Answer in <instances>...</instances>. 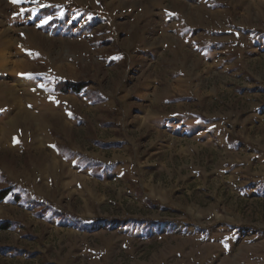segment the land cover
<instances>
[{"label":"rangeland","instance_id":"374dc122","mask_svg":"<svg viewBox=\"0 0 264 264\" xmlns=\"http://www.w3.org/2000/svg\"><path fill=\"white\" fill-rule=\"evenodd\" d=\"M1 6L0 264H264V0Z\"/></svg>","mask_w":264,"mask_h":264},{"label":"bare ground","instance_id":"6f19581e","mask_svg":"<svg viewBox=\"0 0 264 264\" xmlns=\"http://www.w3.org/2000/svg\"><path fill=\"white\" fill-rule=\"evenodd\" d=\"M5 6V5H4ZM1 7V12L3 13V7ZM10 35V34H9ZM13 40V38H5L4 39V43H9ZM9 47V46H8ZM9 51L6 49V50H0V68L3 70H9V66H19L20 62H17V61H13L11 59V56H9ZM11 70V69H10ZM15 102V101H14Z\"/></svg>","mask_w":264,"mask_h":264},{"label":"trees","instance_id":"16d2710c","mask_svg":"<svg viewBox=\"0 0 264 264\" xmlns=\"http://www.w3.org/2000/svg\"><path fill=\"white\" fill-rule=\"evenodd\" d=\"M67 86H69V87H67ZM67 88H69V89H71V88H73L74 90H79V88H80V85H76V87L74 88V87H72L73 85H69V84H67ZM2 197L0 196V199H1ZM99 219H97V220H94V221H92V222H99V221H102V220H99ZM106 222H113V221H120V220H118V219H111V218H109V219H106L105 220ZM99 224V223H98ZM89 228H94V225H89Z\"/></svg>","mask_w":264,"mask_h":264},{"label":"crops","instance_id":"0c3cea01","mask_svg":"<svg viewBox=\"0 0 264 264\" xmlns=\"http://www.w3.org/2000/svg\"><path fill=\"white\" fill-rule=\"evenodd\" d=\"M13 2H14V0H12ZM2 7V6H1ZM4 9H3V13H4V11L6 12V10H5V7H3ZM0 13H2L1 12V9H0ZM94 220H97V219H94ZM99 220H101V219H99ZM125 221H127V219L125 220ZM85 224H88V221H86V223ZM87 226V225H86Z\"/></svg>","mask_w":264,"mask_h":264},{"label":"snow or ice","instance_id":"6c2138e0","mask_svg":"<svg viewBox=\"0 0 264 264\" xmlns=\"http://www.w3.org/2000/svg\"><path fill=\"white\" fill-rule=\"evenodd\" d=\"M14 2H18V0H14Z\"/></svg>","mask_w":264,"mask_h":264}]
</instances>
